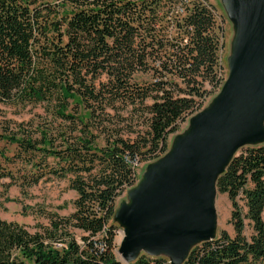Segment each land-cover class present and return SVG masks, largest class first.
<instances>
[{"label": "trees", "instance_id": "trees-1", "mask_svg": "<svg viewBox=\"0 0 264 264\" xmlns=\"http://www.w3.org/2000/svg\"><path fill=\"white\" fill-rule=\"evenodd\" d=\"M213 13L201 0H0V102L42 107L0 132L15 146H0V179L23 188L64 177L76 192L69 215L47 213L34 232L0 218V264H124L116 198L224 82ZM216 187L233 233L195 245L183 264H264V145L236 152Z\"/></svg>", "mask_w": 264, "mask_h": 264}, {"label": "water", "instance_id": "water-1", "mask_svg": "<svg viewBox=\"0 0 264 264\" xmlns=\"http://www.w3.org/2000/svg\"><path fill=\"white\" fill-rule=\"evenodd\" d=\"M223 2L235 29L228 76L115 209L124 264L141 254L183 264L195 245L215 238L219 175L240 147L264 141V0Z\"/></svg>", "mask_w": 264, "mask_h": 264}, {"label": "rangeland", "instance_id": "rangeland-1", "mask_svg": "<svg viewBox=\"0 0 264 264\" xmlns=\"http://www.w3.org/2000/svg\"><path fill=\"white\" fill-rule=\"evenodd\" d=\"M210 6H214V11L220 16L219 23H222L223 40L221 52V67L224 80L229 72V56L231 54L232 42L234 40L235 29L233 23L227 16L223 0H206ZM213 8V7H212ZM215 14V15H216ZM216 15V16H217ZM220 86L210 92L206 97L201 109L206 107L220 91ZM36 113H42V107H19L16 105L4 104L0 102V132L14 129L18 122H25L32 118ZM191 116V115H190ZM190 116L180 122L178 131L171 133L167 138V147H171L175 137L184 132L190 124ZM264 145V141L254 144H247L240 147L238 151L245 147ZM0 146L3 147L7 154L15 150V146L1 140ZM153 160L148 159L139 163L136 167V180L133 186L138 184L142 179L145 170ZM127 188L115 200V209L122 203L128 201ZM76 197V192L68 186V178L47 177L40 180L33 186L20 187L18 183L11 181L9 178L0 179V218L22 225L29 231L34 232L40 226L48 225L49 220L47 213L56 212L61 216L69 215L74 206L72 201ZM242 204V202H241ZM216 210V236L221 230L233 233V228L229 222L231 204L226 193L217 190L215 196ZM75 238L81 242L83 233L79 229H72ZM121 236V227L117 224L114 229V253L117 257L118 242Z\"/></svg>", "mask_w": 264, "mask_h": 264}, {"label": "built area", "instance_id": "built-area-1", "mask_svg": "<svg viewBox=\"0 0 264 264\" xmlns=\"http://www.w3.org/2000/svg\"><path fill=\"white\" fill-rule=\"evenodd\" d=\"M187 0H184V2H186ZM203 3H208L206 0H201ZM209 4V3H208ZM176 10L177 12L179 13H184V6L182 5V3L180 2L177 6H176ZM214 14V13H213ZM214 17H215V21L216 23L220 26V23H219V20H220V17H216L215 14H214ZM221 27V26H220ZM222 29V27H221ZM223 40V29H222V36H221V42ZM222 52V47L220 48V53Z\"/></svg>", "mask_w": 264, "mask_h": 264}, {"label": "bare ground", "instance_id": "bare-ground-1", "mask_svg": "<svg viewBox=\"0 0 264 264\" xmlns=\"http://www.w3.org/2000/svg\"><path fill=\"white\" fill-rule=\"evenodd\" d=\"M211 8V7H210Z\"/></svg>", "mask_w": 264, "mask_h": 264}]
</instances>
